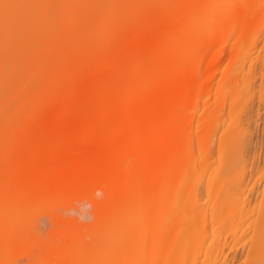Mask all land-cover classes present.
<instances>
[{"label":"bare ground","instance_id":"obj_1","mask_svg":"<svg viewBox=\"0 0 264 264\" xmlns=\"http://www.w3.org/2000/svg\"><path fill=\"white\" fill-rule=\"evenodd\" d=\"M61 1L59 4L54 3V0H0V123L3 125L2 122H6L9 126L5 130L12 134L2 137L3 142H0V233L11 236L12 231L5 227L10 223L9 216L18 219L31 201L48 199L64 189L95 181L104 188L108 187V195H114V214L120 224L115 248L123 257L128 253L134 256L133 260H137L140 254H136L135 258V250L139 251L143 243L142 248L147 244L150 245L147 246L149 249L152 247L157 252L158 249L161 250L165 264L167 261V264H218L224 250L229 247L226 238H222V232L229 230L236 240L231 248L246 239L251 259L248 264H264V195L258 202L254 200V203L245 196L247 170L250 171L249 176H253L256 169L261 171L258 172L259 177L264 174V168L259 169L260 156L257 160L259 167L256 164V169L253 168V161L250 170L247 169L246 164L251 162L247 160L245 153L249 146L250 131L247 133L244 126H239L241 115L234 117L236 113L231 117H238V121L229 125L234 121L230 118V123L224 125L225 122L222 121L221 126L217 115L224 120L223 114L227 112L225 108L221 114L217 101L214 106H209L210 109L205 108V112L201 114L203 116L199 115V118L204 117L202 125L199 124L194 129H203L196 134L192 131V114L195 108L198 109L195 103L199 102L196 98L209 91L211 86L206 81L210 79L205 77L204 81V74L207 68L212 69L224 58L223 45L232 35H229V31H234L237 26L240 29L247 27L241 30L242 34H238L240 29H236L239 36L233 41H241L237 45L238 42L234 43L233 52L242 50L248 44L244 42L248 40L246 37L252 39L248 44L252 50L256 46V36V43L264 41V38L261 39L264 34L260 35L264 33V29H259L264 27V0H173L171 8L172 0H167L169 7L164 4L159 7L161 10L155 9V14L141 23L134 22L135 25L130 23L131 26L128 24L125 27L126 24L119 20L120 24L111 26V31L124 30L127 33L125 29L130 28L127 31L129 34L133 32L131 38H117L114 33V40H108L106 45L103 40L105 36L88 43L80 35L84 33H76L78 30L74 31V22L78 18L74 19L72 15L69 17V1ZM183 1L186 2L185 5L182 4ZM175 2H181L184 6H175ZM161 11L166 14L165 17L158 16ZM66 12H69L68 17H64ZM73 24L74 29L71 27ZM66 27H71L72 30H66ZM60 29L64 31L61 33ZM27 30L30 34L26 35H32V38L24 37ZM102 30H107V27H102ZM120 32L116 36L121 35ZM244 33L249 36L244 37ZM224 34L227 35V40ZM21 37L27 38V41ZM64 39L66 44L63 43ZM61 42L65 45L64 48L60 46ZM97 43L102 48H97ZM74 56H79L80 59H75ZM237 57L241 55L238 54ZM244 57L239 59L240 64L232 57V67L225 71L227 76H224L226 78L223 82L226 80L231 88L236 84H233L234 79L238 80L241 73L242 78L245 73L246 78H250L249 74L255 73L259 65V57ZM25 61L29 62L24 63ZM235 61L238 65L233 66ZM23 63L27 66L25 70L28 65L33 66L34 70L29 67V72L36 69L32 74L40 70L37 76L34 75L40 78L29 75L32 80L38 81V85L33 86L34 89L45 86L47 93L42 88L38 89V93L37 90L32 93L34 89L30 87L32 91H29L28 82L31 79L29 75L26 77V72H21L24 69ZM48 63L52 66L55 64V68ZM261 64V68L257 69L264 70V57L261 58ZM16 68L29 78L26 79L28 81L17 78L18 81L15 78L18 82L14 83L9 75L12 70L17 74L19 71ZM261 72L264 73L259 71L260 74ZM42 76L44 83L40 85L43 82ZM45 77H51L50 80L47 79L49 82L45 81ZM21 81L26 84L19 86ZM249 88H244V95ZM41 89L47 94L44 93L45 97ZM27 90L30 95L35 94L31 95L33 98L41 93V98L37 96L39 102L35 97L36 103L31 104L32 98H28V94L23 95ZM23 96L28 100L24 98L22 101ZM15 97L19 98L17 101L20 105H16V102L13 104ZM233 98L232 103L235 101ZM244 102L246 105V100ZM15 105L19 107L17 114L15 113L18 120L17 116L13 118L15 114L10 119H3L6 118L8 109L9 112L11 108L16 109ZM201 111L202 109L200 113ZM256 112L259 113V110ZM207 113L209 115L206 116ZM229 114H226L225 119ZM194 140L198 143L200 140L201 145L204 143L203 150L200 144L197 145L201 147H197V152L202 150L198 152L199 157H194L198 155L192 147L196 145L193 144ZM255 154L253 156L256 158ZM228 172L233 173V180L226 184L223 179ZM201 174L208 175L206 182L205 175L202 178ZM193 175L197 177H192ZM249 178L246 183L253 177ZM198 179H203L205 183L198 182ZM189 180H195L190 183L192 186L189 185ZM253 187H249L250 192ZM201 194L206 198L204 201L201 200ZM144 222H147L146 227L145 224L142 225ZM145 229L150 230V238L145 236L148 232ZM221 230L223 231L219 232ZM218 233L222 235L219 237ZM143 235L148 241L144 242ZM71 255L69 254V258ZM156 255L158 259L162 256ZM123 257L120 255V258ZM150 257L153 258L150 255L146 260ZM149 260H144L143 263L148 264Z\"/></svg>","mask_w":264,"mask_h":264},{"label":"rangeland","instance_id":"obj_2","mask_svg":"<svg viewBox=\"0 0 264 264\" xmlns=\"http://www.w3.org/2000/svg\"><path fill=\"white\" fill-rule=\"evenodd\" d=\"M60 1L61 0H54V3L58 2L60 4ZM65 1L66 2L69 1L68 4H70V6L68 5L67 8L70 7V15H69V12H68V14L66 12V15L64 17H68L67 15H69V17H70L72 15L73 18L74 17L75 18H78V19H75L74 18L76 20V22H74L75 29H74V24H73V26H71V27H73L74 31L75 30L76 31L78 30L76 33H84L83 35L82 34H80V35L83 36L84 37L83 39H86V41L88 40V43L90 41H97V39L98 40L103 39V36H105V38L103 39L104 42H105V45L108 43V40H112V39L114 40V37H113L114 36L113 35L114 33H115V37L121 38V39H129V38H131V36L133 34V32H132V34H129L130 32L127 31V29H130V28H127V29L124 28L127 33H124V30L121 31V32L120 31H117L118 33L117 32H113V31H111L112 30L111 29V26H117L120 23H124V24H126V26L125 25H123V26L127 27V25L130 24V23H132V25H135V24H133L134 22L136 24L141 23V22H143L145 20V18L148 19V17H152V15L155 14L154 13V10L155 9H157V8H159L161 6H164V4H166V2L168 3L167 0H77V1L76 0L75 1L74 0L73 1L72 0H64V2ZM172 2H173V0L171 1V3ZM97 3H100V4H97ZM180 3L181 2L176 3L175 6H177V4H179V6L181 5V7H183L186 2L185 3H184V1L182 2V4L184 3L183 6ZM66 4L67 3H65V6H66ZM73 5H74V7H73ZM65 6L63 8H64V10L66 9L65 11H67V8ZM166 6H168V5L166 4L165 7ZM172 6H173V3L170 5V8ZM178 7H177V9H178ZM173 8H176V7H173ZM79 10H80V14H79ZM157 10L159 11L161 9L159 8ZM162 10H164V9H162ZM68 11H69V9H68ZM87 11H88V13H87ZM164 14H162V11H161V13L160 12L158 13V16H164L165 17L166 14L165 15ZM64 17H63V19H68V18H64ZM161 18H163V17H161ZM150 19L151 18H149V20ZM119 20L121 21L120 23L118 22ZM149 20H147V21H149ZM151 21H153V20H151ZM130 26H131V24H130ZM210 26H209V28H210ZM100 27H101V30H99ZM102 27L103 28L104 27H107V30H102ZM239 27H240V24H239ZM244 27H241V29H240L237 26L236 29L237 30L240 29L239 32L236 29H234V31H229L230 33L228 32V30L225 29V31L227 33H229V35H231V34L232 35L229 38H227L228 39V41H226L227 43L225 45H223V47H225L226 49L224 48V55H222L224 58L222 57L223 58V59H221L222 61L220 60L219 61V64L217 66L215 65L212 69L207 68V71L204 74L205 75L204 78H203L204 81H205V77L207 79H210L209 81L208 80H206V81L211 86H210L209 91H206V93H204V94L202 93L203 95L200 94L201 96L199 95V97L196 98V101L198 102V100H199V102L198 103H195V104H197L196 106H198V109L195 108L196 114H194L195 112H193V114L191 113L192 115L195 116V117L193 116L194 122L192 120V122H193V129H192V131H193L194 134H196L197 131L199 132L200 130L203 129V128H201L200 130L199 129L197 131L195 130L197 127H199L198 126L199 124L202 125V122H203V119H204V117H200L199 118V115L200 116H203L201 114H203V112H205L204 111L205 108L208 107L207 109H210L209 106H212V105L214 106L215 105V102L217 101L216 102V105L218 106V110L221 111V114H223L225 110H226L225 112H227V113H224L225 115L223 114V116H225V118H226V114H229V112L232 113V114H229L230 116L228 115L229 117L227 116V119L224 118V120L222 119L223 118L222 116L217 115L219 118H217V117L216 118H217V120L220 119V121H218V123L221 124V126H223V124L224 125H227L228 123H230L228 121L230 118L231 119H234V121L232 120L231 123L229 124V125H231L233 122H235V120L238 119L239 115H241L239 117V119L242 120V121H240L239 119H238L239 121L237 120L239 122V126L240 127H243L244 126V128L247 130V133L250 131L249 134H248L249 135L248 137H250V138H248L249 139V146H248V148H247V150H246L245 153H246V156H247V160L249 159V161L251 160V162L250 163L248 162V164H246V165H248V168L247 169L250 170V168H251L250 165L254 161V164L253 165H255V166L252 165L253 168L257 167L258 164H259V166H260L259 169L262 170V168H264V118H262V117H264V73L261 72L262 74H260L259 71H264V70H259V69L261 68V65H262L261 64V58L264 57V47H262V45H264V41H258V43H256L257 36L255 34H253L254 36H256V41L254 40L255 41L254 43L256 44V46L254 47L252 45L254 47V48L251 47V48H253V50H252L248 46V44H250L249 42H251L252 39L250 40L251 37L250 38L246 37L247 34L244 33L245 34L244 37H246L248 39L247 41L245 40L244 42H246V43L248 42V44H245V45L242 44V46L244 45L243 46L244 48L243 47H241V48L245 49V52L247 50V52L245 53L243 51V49L242 50L240 49V51L238 49V52H236V51L233 52L234 51L233 49H235V48L232 47V46H234V43H236L238 41H241V39L239 37L238 39H240V40H238V41H236V40L233 41V40H234V38L236 39V37L239 36V35L237 36V32H238V34H242L241 32L244 30ZM70 28H67L66 27V30L67 29H70ZM209 28L207 27V29H209ZM246 28L247 27H245V29ZM258 28H259V26H258ZM64 29H65V27H64ZM259 29L262 30V29H264V27L259 28ZM71 30H72V28H71ZM209 30L207 31V33L209 32ZM256 30H258V29L256 28ZM59 31H61V33H62L64 30L60 29ZM210 31H212V30H210ZM262 31H264V30H262ZM29 32L30 31L27 30L24 33L26 35V34H30ZM70 32H72V31H70ZM119 32L121 33V35L116 36L117 34H119ZM122 32L124 34H122ZM250 32H251V30H250ZM61 33H60V35L62 36L63 34H61ZM65 33H66V31H65ZM67 33H68V31H67ZM259 33H260V31H259ZM69 34H71V33H69ZM256 34H257V32H256ZM262 34H264V33H260V35H262ZM33 35L35 37V34L34 33H33ZM60 35L58 34V36L61 38ZM224 35H225L224 37L226 39V36L227 35L226 34H224ZM27 36L28 37H31L32 35H26L24 37H27ZM56 36L54 38H56ZM247 36H249V35H247ZM67 37H68V35H67ZM21 38H23V37H21ZM21 38H19V39L21 40ZM262 38H264V35H262L261 39ZM26 39L23 38V40L27 41ZM65 41L66 40L64 39V42L63 43L66 44ZM67 41H68V39H67ZM224 42H225V40H224ZM63 43L60 44V46L62 48H64V46H65ZM254 43H251V44H254ZM92 44H94V43H92ZM237 44H239V42L236 43V45ZM91 47H93V45ZM96 47L97 48H102V45H99V43H97ZM227 49H228V51H227ZM254 49H256V50H254ZM232 52H233V54H231ZM235 53H237V54H235ZM247 53H248L249 56L251 55L253 57V55H254V56H257V57L260 58V60L258 59V62H259L258 64L259 65L257 67L259 69L256 68L255 73H251V75L249 74L248 77H250V78H246V76H247L246 73L244 74L245 77L242 78L243 77L242 76L243 74L241 73L239 75V77H238V80L236 78V79H234L235 82H233V84L236 83L235 86L237 85L238 86V89H237V86L236 87L234 86V87L231 88V86L229 87L228 83H226V80H225V82H223L224 78H226L224 76H227V74H225L227 72V69L228 68L230 69L232 67L231 65L233 64V62H230V60H232V57L233 58H236L238 56V54H239V55H241V57H237L238 59L236 58V60H238L237 62L239 63V59L241 60L244 57V55H245L246 58L249 57L248 55H246ZM230 56H231V58H230ZM245 57H244V59H245ZM250 57L248 59H251ZM77 58L80 59L79 56L75 57V59H77ZM248 59H247V62H248ZM14 61H13V64H14ZM73 61H75V60H73ZM26 62L28 63L29 61H25L24 63H26ZM54 62L56 63V60H54ZM229 62L231 64H229ZM24 63H23L22 66H24ZM51 63H53V62H51ZM238 63H236V61H235L233 66H235L236 64L238 65ZM54 65L53 66L50 65V66H52V67L55 68L56 65L55 66ZM72 65H70V67H72ZM28 66L33 69V66L32 65L31 66L28 65ZM29 67H28L27 70H25L27 68V66L25 65L24 66V69L21 70V72H23V71H24V73L26 72L25 73L26 77L29 74L32 75L33 77H34V75L37 76L38 75V72L40 70H38L36 74H32V73H35L36 69H35V71H32V69H31L30 72H29V69H30ZM51 69H53V68H51ZM208 69H210V70H208ZM15 70H17V72L18 71L19 72L16 74V72L14 70H12L10 72V75H9L10 77L12 76L11 77L12 79H14V83L18 82L20 79H22L23 81H28L26 79H29L30 78L31 79L30 80V83L28 82V84L30 86L28 85V89H29V87L31 89H34L33 86L36 85V84L38 85V81H36V79H33L32 80V77H30V75H29V78H26L24 76V74L20 72V69H17L16 68ZM71 70H73V68H71ZM69 72H70V69H69ZM19 73L21 75H19ZM20 76H22V77L20 78ZM23 76H24V78H23ZM36 76L34 78H38L39 77V76L38 77H36ZM42 77H43V80H41V81H43V82H41L39 79H37V80H39L41 82V83L39 82L40 85L42 83H44V76H42ZM15 78L16 79L18 78L19 80L17 79L18 81H16ZM50 78L49 77L46 78L45 81H47V79L50 80ZM23 81H21L20 84L18 83L19 86H21L22 84L23 85L26 84V82L23 83ZM32 81H34V84L32 83ZM47 82H49V81H47ZM242 82L245 85L244 84H241ZM13 85H15V84H13ZM16 86H13V87H16ZM242 86L244 88H247V87L249 88V86H250V88L248 90V92H250V94H248V92L246 90V93L248 95L245 94V95H247V96H245L244 95V93H245L244 90L245 89ZM42 87L39 86V88H35L34 89V92L31 89H29V91H32V93H35V90H37L36 92L38 93V89L40 90V88H42ZM253 87H254V89H253ZM240 88H241V90L243 89V91H241ZM42 89H45V86ZM42 89H41V93L43 95L45 93V91L42 90ZM235 89H237V90H235ZM228 90H229V92H228ZM47 91H48V89L46 90V93H47ZM27 92H28V90H27ZM27 92H25L23 95L28 94L29 96H27V95L26 96L28 98H30V99L32 98V103L31 104H33V103L35 104L36 103V99H37V102H39L40 99H38V97L41 98V96H40L41 93H39L37 95L38 97L35 96L37 98L34 99L35 97L33 98L32 96H34L35 94L32 95V93H31V95H32L31 96L29 94V92L28 93ZM45 94H44V97L47 95V94L46 95ZM235 94H237V95H235ZM239 94L242 95V96H240ZM26 96H23L22 101H23L24 98H26V100H28V98ZM242 97H243V99L241 100ZM42 98H43V96H42ZM232 98L236 102L233 101V103H232V100H231ZM18 99L15 97V99L12 100L13 104H15L14 102H16V105H17V103H18V105H20L19 101H17ZM30 99H29V102L31 101ZM245 100H246V105L244 104L245 103L244 102ZM222 102L224 103V105H223ZM248 102H249V104H248ZM219 103H222V104H219ZM16 105H15V107H16ZM220 105L222 107L223 106L224 107L221 109V106ZM231 105H233L232 108L234 110L235 109H237V110H235V111L232 110L231 109ZM236 105H237V107H236ZM245 106L247 107V110H246V107ZM219 107H220V109H219ZM243 107H245V108H243ZM214 108H216V106ZM18 109H19V107L18 108L16 107V109L15 108H11L10 109L11 110L10 111L11 113L9 112V109H8V113L6 111V118H3V119H10L11 116H13ZM201 109H202V111H201L202 113H200V110ZM230 109L234 113L231 112ZM252 109H254V110H252ZM12 110H13L14 113L12 112ZM257 110H259V113L256 112ZM220 111H219V113H220ZM240 111H242V112H240ZM213 113L215 114V112H213ZM16 114L14 115L13 118L15 119L16 116H17V119L16 120H18V115H16ZM244 114H246L247 116L244 115ZM207 115H209V114L207 113L206 116ZM233 115H234V117L235 116H238V117L237 118H232ZM211 116H212V113H211ZM213 116L215 118V115H213ZM248 116H249V118H248ZM251 116L253 117V119H252ZM19 118L21 119V117H19ZM251 119H252V121H251ZM204 121L206 122V118H205ZM209 121H211V119H209ZM213 121H215V119ZM222 121L225 122V123H223ZM237 121H236V123H237ZM247 121H249L250 123L247 122ZM2 123H3V125H1V123H0V126H3V127H0V129H1L0 130V142L2 140V137L12 136V134H10L8 131L5 130L9 125L8 124H5L6 122L5 123L2 122ZM15 124L17 125L18 123H15ZM4 125H5V128H4ZM203 126H205V125H203ZM191 127H192V125H191ZM2 142H3V140H2ZM252 142H254V143H252ZM194 143H196V145H193L192 147H193V149L195 148V151L198 154V152L200 150L197 152V147H198V149H200L201 147L199 148V146H197V145L200 144V146H202L204 143L202 142V145H201L200 140H199V143L197 142V140H194L193 144ZM253 147H254V149H253ZM203 148H204V146H202V150H203ZM255 150L257 151V154H255L256 153ZM196 153H194V154H196ZM253 154L257 155L256 158H255V156H253ZM196 156L199 157V154L198 155H195L194 157H196ZM259 156H260V158H259V161L260 162L257 161ZM257 162H259V163L257 164ZM246 163H247V161H246ZM256 164H257V166H256ZM255 169H253V172L255 171ZM249 172L247 170L246 177L247 178L253 177V178H251V179L249 178L251 181L248 180V183H249L248 184V183H246L247 182V178L245 177L246 181H245V184L244 183L243 184H244V186L247 184V190H246L247 193H245V196L247 195L249 197L251 203H254L255 202L254 200H256L258 202L259 200L262 199L261 196L264 195V193H262V192H264V184H262V183H264V174L261 175L262 177H259L261 171L258 170V169H256V171L253 173V176H249L250 175ZM258 172H260V173H258ZM196 173H198V171ZM197 175L196 176L193 175L192 177H197ZM204 175H202V178H203ZM207 177H208V175H205V177H204L205 182L207 181ZM221 178H224V177H221ZM190 179H193V178H190ZM195 180L197 181V179H195ZM195 180H193V181H195ZM202 180L203 179H200V180L198 179V182L199 181H200V183L204 182V180L203 181ZM232 180H233V173L232 172H228V174L225 177V179H223V181L226 184L229 183V182H231ZM255 180H257V181H255ZM193 181L192 180H189L188 183H189L190 186H192L190 183L193 182ZM194 184H195V182H194ZM194 184H193V186H194ZM105 185H107V184H105ZM195 185L198 186L199 184L196 183ZM252 185L254 187H253V190L250 192V188H251ZM257 186H258V188H257ZM106 187L105 188L102 187L100 185V183H97L95 181H90V182L84 183L83 185H79V186H75V187H71V188L64 189V190L56 193V195L53 196V197H51V198H48V199H46V198H38L34 202L31 201V203H29V204L26 205L25 209L23 210L22 215L20 217H18V219H14V218L10 217L11 216L10 215L9 216V222L10 223L7 226H5V227H8L6 229H10V232L12 231L11 236L9 237V236H6V235H2V233H0L1 234L0 235V264H69V263H71V264H107L108 262H109L108 264H110V262H111V264H128L127 262H129V264H138V263L139 264H145V262L143 263V261L145 260L147 262L149 259L150 260L153 259V262H152V260L151 261L149 260L148 264L150 262H152L150 264H165V262H164L165 259L162 258L163 257V254H161V252H160L161 250L158 249L159 252H157V249L155 251L151 247L150 248V249H152V251H151L152 254H151L150 253V249L148 248L150 245L148 246L146 243H145L146 246H144L145 244L143 245L144 248H142V244L143 243L141 244V249L139 251L142 252V253H140L138 251V249H137L138 252L135 250V252H136L135 253V258L137 257V255H139V254L141 255V256L139 255L137 257V260L136 259L133 260L134 258L132 259V257H134V256H130L128 253L126 254V257H127V255L129 257V258L127 257L128 259L126 257H123L121 253L120 254L118 253L119 250H117V248H115V247L117 246L116 243L118 241L117 236L119 237V234H120V232H119L120 231V228H119L120 224L118 223V220L116 219V216L114 214V200H115L114 195H112V194H109L108 195L107 194L108 187L107 188ZM245 189H246V186H245ZM248 191H249V193H248ZM201 195H200V197H202L201 200L204 201L203 199H206V198H205V196L203 194H201ZM250 195H252V196H250ZM145 223H147V222H144L142 225H144ZM14 225L16 226V228H13ZM147 226L150 227V225H148V224H147ZM247 226H248V224H247ZM145 227H146V224H145ZM246 227H245V229H246ZM118 228H119V230H118ZM146 231H148V229ZM149 231L146 232L147 234L145 235V236H147V238H150L149 237L150 236L149 235ZM222 231L223 230H221L219 232H222ZM110 233L112 234L113 237L110 236L111 235ZM143 234H145V233H143ZM222 234H224V235H222ZM222 234L221 233L220 234L218 233V236L220 237L222 235L223 240H225V238H226L227 244L229 243L228 244L229 247H227L224 250L225 253L223 252L224 255H222L220 257L221 259L218 262V264H224V263L225 264H227V263L228 264H230V263H232V264H248L249 263V260H251L250 257L248 256L249 242L246 241V239H243V240H241L239 242L238 245L237 244L236 245H233V248H234L233 249V248H231V245H232V243H235V241H236L235 240V235L233 236L232 233L229 232V230H226L225 233L222 232ZM227 234H228V236L226 237ZM143 238H144V242L145 241H148L147 238L144 237V235H143ZM236 238H237V235H236ZM150 240L151 239H149V241ZM244 240L246 242H244ZM209 241L210 240H208V242ZM243 242L246 243V245ZM230 248H231V250H230ZM111 249L114 250V251H112ZM66 250L68 252H66ZM69 251H73V253H71V252L69 253ZM145 251H146V253H145ZM153 251H154V253H153ZM226 251H227V254H226ZM155 253L156 254H160L162 256L161 257L159 256V259H158L157 258L158 255H156ZM69 254L70 255L73 254V255H71V257L69 258ZM117 254H119V255L117 256ZM120 255L123 258H120ZM150 255L153 258L150 257L149 259L146 260V258H148ZM140 258H141V261L142 262L139 260ZM223 258H224V260H223ZM154 259L157 260V261H155ZM158 260H159L160 263L158 262ZM116 261H118L119 263L116 262ZM167 262H166V264H167Z\"/></svg>","mask_w":264,"mask_h":264}]
</instances>
